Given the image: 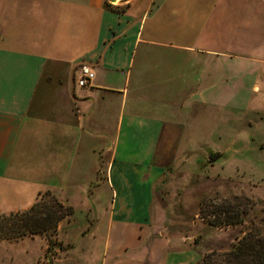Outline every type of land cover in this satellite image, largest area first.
Returning <instances> with one entry per match:
<instances>
[{
    "label": "crops",
    "instance_id": "obj_1",
    "mask_svg": "<svg viewBox=\"0 0 264 264\" xmlns=\"http://www.w3.org/2000/svg\"><path fill=\"white\" fill-rule=\"evenodd\" d=\"M261 78L264 0H0V215L45 191L73 209L56 254L41 234L2 239L0 264H179L185 249L153 211L157 152L170 153L183 110ZM102 184L117 194L106 213ZM38 238L36 258L3 253Z\"/></svg>",
    "mask_w": 264,
    "mask_h": 264
},
{
    "label": "rangeland",
    "instance_id": "obj_2",
    "mask_svg": "<svg viewBox=\"0 0 264 264\" xmlns=\"http://www.w3.org/2000/svg\"><path fill=\"white\" fill-rule=\"evenodd\" d=\"M257 82L259 91L242 88L234 99L183 110L170 153L157 152V161L167 157V167L155 187L153 211L182 244L176 246L186 250L175 258L179 264L229 248L253 227L264 232V81ZM100 190V209L106 213L117 194L105 184ZM43 199L51 205L50 197ZM227 219L242 222L224 226ZM6 243L3 253L14 259L36 258L41 252L40 238ZM53 247L49 255L56 254ZM100 251L92 256L100 257ZM71 256L84 257L85 249L76 248Z\"/></svg>",
    "mask_w": 264,
    "mask_h": 264
},
{
    "label": "trees",
    "instance_id": "obj_3",
    "mask_svg": "<svg viewBox=\"0 0 264 264\" xmlns=\"http://www.w3.org/2000/svg\"><path fill=\"white\" fill-rule=\"evenodd\" d=\"M45 196L51 198V205L44 202ZM72 212L71 206L62 204L50 191L39 193L37 201L28 210L0 215V240L41 234L48 238V254L55 243L53 236L58 223ZM241 222L227 219L223 225ZM197 264H264V232L253 227L245 231L244 235L229 248L208 251Z\"/></svg>",
    "mask_w": 264,
    "mask_h": 264
},
{
    "label": "built area",
    "instance_id": "obj_4",
    "mask_svg": "<svg viewBox=\"0 0 264 264\" xmlns=\"http://www.w3.org/2000/svg\"><path fill=\"white\" fill-rule=\"evenodd\" d=\"M80 69V76L78 77L77 83L79 86H87L94 79L95 71L87 64H83Z\"/></svg>",
    "mask_w": 264,
    "mask_h": 264
}]
</instances>
